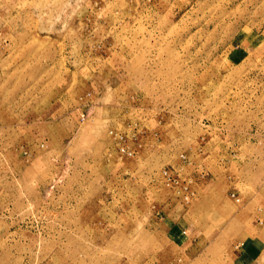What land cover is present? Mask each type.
<instances>
[{
    "label": "rangeland",
    "instance_id": "rangeland-1",
    "mask_svg": "<svg viewBox=\"0 0 264 264\" xmlns=\"http://www.w3.org/2000/svg\"><path fill=\"white\" fill-rule=\"evenodd\" d=\"M0 264H264V0H0Z\"/></svg>",
    "mask_w": 264,
    "mask_h": 264
}]
</instances>
